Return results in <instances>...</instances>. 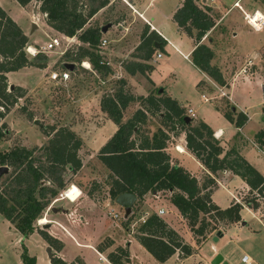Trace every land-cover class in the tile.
<instances>
[{
    "label": "trees",
    "instance_id": "1",
    "mask_svg": "<svg viewBox=\"0 0 264 264\" xmlns=\"http://www.w3.org/2000/svg\"><path fill=\"white\" fill-rule=\"evenodd\" d=\"M21 6H25L32 0H16ZM39 9L46 14V23L53 29L66 36L77 38L87 45L78 47V55L81 61L87 58L96 69L108 67L99 64L100 55L97 52L101 38V26L86 25L88 20L97 12L98 8L105 4L104 0H91L96 3L86 13L80 0H37ZM83 5V3H82ZM211 7L204 6L200 0H183L182 5L174 12L173 20L189 36L196 39L197 43L204 34L214 25L211 15ZM80 31V33H78ZM156 34H141V41L137 49L143 50L144 58L149 59L155 50ZM27 35L19 25L0 6V139L7 133V129L1 120L10 111L11 107L21 97L23 88L14 86L10 90L7 73L17 71L25 66L45 68L43 63H35L28 59L25 47ZM162 48V45L159 47ZM65 51L62 55L66 56ZM213 51L205 44L198 43L192 51V62L202 71L206 72L214 81L224 85L225 80L219 68L212 65L210 60ZM34 58L45 59L44 55L36 54ZM67 62V61H63ZM62 68H65L61 63ZM150 65L130 61L125 64L129 73L143 72ZM146 103L144 108H138L127 120L122 121V111L134 96L128 95L123 87H120L111 95H103L100 99V108L106 112L109 118L117 125V129L99 148L97 159L108 169L106 179L109 180L108 195L114 199L121 193H134L139 201L144 196L161 191L170 192V200L177 207L192 231L197 242L206 234L213 232L215 227L209 229L200 214L214 212L220 220L238 222L242 205L234 203L221 209L210 199V192L202 193L195 176L180 165L171 162L166 151L169 134L162 128L148 135L140 132V124L144 123L147 113L157 111L170 122L169 128L174 129L180 125L185 132L186 147L210 172L229 169L234 174L243 178L251 190L258 193L264 199V176L250 164L234 147L224 152L219 139L213 136L214 131L203 121L197 124L186 122L184 107H181L175 99L165 96L162 91L159 96L149 94L147 97H139ZM235 110L231 107L226 111V116L240 126L246 120V116L238 113L236 118L232 116ZM48 136L46 143L38 147L43 151L41 157L34 155V148L16 146L6 151L0 150V166L12 167L10 181L0 186V214L10 221L23 235L31 234L36 226L35 221L43 217L45 208L50 201L59 196L64 187L63 172L68 170L72 174L79 171L82 166L78 150L82 145V139L70 128L62 126L56 128L49 125L42 128ZM260 141H264V131L257 134ZM207 182L213 185L214 179L209 177ZM96 188L94 186L92 189ZM61 189V190H60ZM246 205L252 208L258 207L255 197L246 199ZM128 216L125 220H129ZM42 237L56 251H60L63 242L46 231L39 229ZM220 232L217 230V233ZM221 234V232H220ZM136 238L152 256L160 262H164L176 251L183 255H190L192 247L184 242L182 237L171 228L156 212H151L143 223H140ZM112 241L105 238L97 245L99 251H104ZM25 264H34L35 258L24 250L21 254ZM107 259L112 264H126L129 262V253L125 247L118 246L107 254ZM52 264L68 263L56 254L51 255Z\"/></svg>",
    "mask_w": 264,
    "mask_h": 264
},
{
    "label": "rangeland",
    "instance_id": "2",
    "mask_svg": "<svg viewBox=\"0 0 264 264\" xmlns=\"http://www.w3.org/2000/svg\"><path fill=\"white\" fill-rule=\"evenodd\" d=\"M36 1L37 0H32L27 6V9L30 13H32V15H34L33 10ZM80 1L81 2L78 6L79 8L82 6L83 13H86L93 5H96V3L92 2L91 0ZM116 1L117 0L113 1L111 9H106L100 14V16H95L92 18L89 25L98 26L100 23H106L110 19L112 20V15H115V13L116 15H121L122 13L124 14L125 12L120 9L119 3ZM126 1L130 2L129 0ZM141 2L144 7L147 5L149 0H141ZM178 2L179 0H152V3L147 10V16L155 17V24H160V28L166 34L168 39L175 42L176 44H179V34L176 32L175 24L170 14L176 8ZM4 4L6 7L10 8L11 11L16 14V16H21L20 18L27 19L26 26H28L30 17L26 11L14 6L12 2H9V0H5ZM39 5L37 6V11L35 14H38L40 11ZM253 10H249V13H251ZM129 11L133 12L131 8H129ZM261 11L264 12V10ZM136 17L137 18H135V22H133L134 24L132 25L135 32L134 34L137 36L142 32V30L140 31V28H137L136 26L137 23H140L137 14ZM41 18L40 21L38 19L35 20L39 23L37 28L32 29V25L30 26L32 32L29 34V36H27V43H29L28 45L39 48V45L48 42L51 36H58L61 39L60 46L55 47L49 52L39 53L44 55L45 59H36L34 56L27 54L28 59L32 62L38 64L45 62L46 65H48V62H51V67L49 69L43 70L42 68L35 66H25V69L13 71L9 73V76H7L8 83H11L13 87H22L23 92L21 97L18 98L17 102L11 107L10 111L1 120V122H3L5 125L4 128L7 129V133L2 139H0V150L6 151L16 146H25L29 149L34 148V155L41 157L43 151L38 149V147L46 143L48 139V136L43 133L42 128L49 125H53L56 128L66 126L74 131L75 134L82 139L83 145H81L80 149L78 150V155L84 160L85 168L81 172L79 169V171L75 174H72L68 170L63 172L62 177L64 180V187L66 186V189L69 187L67 190L64 189L63 191L66 190L65 195L69 200L66 198L56 201L55 206L68 207L70 203H73L72 207L78 208L79 205H82H77L79 200H81L84 195L87 196L88 194L86 191L92 189L95 185L98 189L93 192L91 199L97 204L95 205L96 216H94V218H90L86 224H80V221H78V223L70 222L65 217L63 219H59L60 222L69 230L72 237L55 224H52L51 227L47 228H45L46 226L44 224H39L42 223L41 219L46 217L47 213L51 212V209L45 208L43 217L40 220L35 221V226L46 232L47 229H50L56 233V237L63 242V257L66 261H68V263L75 262V264H84L83 262L86 263L85 259L87 258L90 261L93 260V264H105L100 263L97 260V256L91 249L86 246H80V243H91L94 246H97L99 240L103 238H108L110 241L120 244L122 237V233L117 227L120 226L121 219H119V221H114L108 216V210L110 208H114L115 212H118L120 215H122L123 208L116 204L114 199L109 197V180L105 178L106 168L103 167L96 158L99 148L103 145L107 138L113 134L112 119L107 118L109 117L107 116L108 114L102 115L101 113L103 112L99 111V109H101L100 99L103 95L113 94L120 87H123L124 91L128 95L134 96V101L129 104L132 108L128 106L127 110L124 109L122 111L123 121L124 117L132 112V109L135 107V105H139L142 108L146 106V103H144L143 100H140L139 97H143L142 99H144L149 94L159 96V88L153 83L152 85L154 87H152V89L150 88L149 90H146L140 87L139 84L136 85L133 84L134 82H132V85L134 86L133 88L130 83L129 86H126V83L122 78H118L112 72L105 71L104 68L96 69L93 67V65H91V69H88L81 66V60L77 58L78 47L80 45L87 44H83L77 38V36H73L71 39H66V35L63 33H60L52 27L50 29L44 25ZM263 21L264 16L259 11H257V13L253 16L250 15V22L254 23L256 26H260ZM88 22L84 27L88 25ZM247 25L252 30L250 35H244V42H252L253 38L256 41L254 43L257 45V47L261 45L263 46L264 28L257 30L259 31L257 32L249 24ZM78 33H80V31H78ZM108 34L109 39H112L116 37L117 31L111 33L108 32ZM101 36H103V34H101ZM133 38L136 39L135 36H133ZM183 39L188 43V38ZM115 45V42L111 41L109 42L108 47L104 49V56L106 58H108L110 49L114 48ZM187 47L188 45L185 47V49H183V51H186L188 49ZM64 49H66L65 51H68L66 52V56L60 55V51ZM163 49L165 50L164 58L160 61L162 64L159 66L164 67L166 62H168L169 68L167 69L169 72H162L156 68H145L143 72H139L144 75L141 79H145L147 85H150L152 82L162 85L166 84L168 86L171 85L177 94L184 93L188 95L192 93V99L190 102L197 109V119L194 118L195 116L193 117V125L199 122L198 118L206 122V124H208V126L211 128H216L218 126L223 127L225 125L228 126V124L231 123L235 124L233 120L231 121L226 116L225 111L232 107H228L229 105L226 103V100L223 99L220 103L218 102V106L224 112L220 113L219 111H216L217 109H215L213 106L204 105V102L200 98V93L197 90L191 91V88L189 87L191 83H188L187 85L183 84L181 80H176V76H179L181 73H183L182 75L185 74V76L188 77L190 74H195V68L190 63L184 62L179 54L173 53L166 44H164ZM247 50H249V47ZM137 53L139 54L140 51L138 50ZM256 54L253 53L249 55V57L257 63L254 66L264 80V50L262 51L261 60L258 59V51H256ZM86 59L87 58L84 60ZM62 61L75 63L74 68L70 71L69 79L64 83L50 80L48 77L49 72L52 70H61ZM246 69L248 70L249 68L247 67ZM172 71L175 74L172 75ZM234 74L235 73L232 71L231 75ZM188 77H186L185 80H187ZM243 81H245V79L240 77L236 79V82H234L233 86L235 87L236 94H241L243 90L245 92H250L252 89L250 92L251 101L258 102L259 100L263 99L264 91L262 88L254 86V88L250 87L248 89L247 86L242 85ZM137 82L139 81L137 80ZM21 85L27 86L23 87ZM259 108L260 107H257L256 109L260 111L261 109ZM186 112L187 111L185 110V113ZM35 119H38L40 124H36ZM101 119H104V121L101 122ZM258 122H260L259 116H255L251 124L248 125L245 130L250 133L249 130H252V128ZM169 124L170 122L167 121L159 111L152 114L147 113L145 122L140 124V132L146 133L150 136L159 128L169 131L170 136H172L174 132L177 134L178 132H184L180 125H177L173 130H170ZM170 139L173 141V139L169 137L167 142ZM175 150H177L176 146ZM249 151H251L250 156L255 158L257 154L253 150ZM183 161H186V164H188L189 168L198 170L197 165L192 159H190L188 155H184L182 157V164ZM11 176L12 167L9 166V171L0 176V186L4 185L2 183L7 184L10 181ZM79 189H81V195ZM161 192V195L168 193L167 191ZM78 194L80 196L76 199ZM213 195L223 205H228L231 199L234 200V196H230V193L227 191V189L222 187H216L213 190ZM251 197H255L257 202H263L259 196H256L255 192H252L247 196L245 195L244 197H240V200L246 204V199ZM105 199L111 201L105 202ZM154 199L156 198L154 197ZM149 203H152L154 205L153 208L157 209L158 206L155 205V202H153V200L150 198L147 203L138 201V204L134 203L132 207H134L135 212H142L144 208L148 207ZM135 204L136 207L134 206ZM153 208L151 210H153ZM47 218L49 217L47 216ZM47 218H45L46 222H48ZM199 218H202L205 222L209 223V229L211 227H215V230H213L214 237L217 235L216 231H220V229L223 228L227 223L226 220L218 219L216 213L214 212L200 214ZM239 221V226L229 225L225 227L223 236H221L218 241H213L219 250V253L217 254H221L222 257L224 256L225 258V260L221 261L220 264H244L241 261V257L244 254H248L253 259V262L250 264H264V222L261 215L257 212L252 213L251 211L241 208ZM184 238L188 242L191 241V237L188 232L184 233ZM24 250L27 251L29 256L35 258L34 264H47L45 256L49 258V255L47 246L44 245L41 233L36 230L33 231L29 236L23 237L16 227L11 224V222L9 223L2 216V214H0V260L2 259L4 264H15L14 259L17 260L18 257H20L21 263L25 264L21 258V254ZM194 251H196L195 248H193V252ZM130 252L138 255V258L135 260V264L159 263L157 259L155 260L153 256H151L149 253L147 254V251L142 250V248L137 246L135 242L132 243ZM212 253L213 251L210 243L206 242L199 247V250L196 251L195 254H193L188 260H184L181 264H212V259H210ZM40 255H43V258H40ZM36 259H38V261H36ZM169 264L173 263L171 262Z\"/></svg>",
    "mask_w": 264,
    "mask_h": 264
},
{
    "label": "crops",
    "instance_id": "3",
    "mask_svg": "<svg viewBox=\"0 0 264 264\" xmlns=\"http://www.w3.org/2000/svg\"><path fill=\"white\" fill-rule=\"evenodd\" d=\"M97 1H100V0H97ZM104 1H105V4L101 6L100 8H98L97 12L88 20L89 21L88 25L91 23L92 18H94L95 16H100V14L106 9H111V6L114 0H104ZM129 1L130 2H127L126 0H117L116 2L119 3L120 9H122L125 13L124 14L122 13L121 15H116L115 13V15H112V20L110 19L106 23H100L98 25V26H102L104 24H110L108 30L105 33H102L103 36L108 39H109L108 32L111 33V32L117 31L116 37L109 39V41L111 40L115 42L116 44L114 48L110 49V52L108 53V58L111 61V67H110L111 69L109 68L110 69L109 71L112 72L118 78L119 77L122 78L125 81L126 86H129V83L132 85V82H134L133 84H136V85L139 84L140 87L146 90H149L150 88L152 89V87H154L152 85L153 83L156 84L158 88L162 89L165 96H169L170 98L175 99L177 103L181 107H184L186 111L189 108L192 109V112L195 116L194 118L197 119L196 118L197 109L190 102L192 99V96H191L192 93L188 95L184 93L177 94V92L173 90L171 85L169 86L166 84L162 85L159 83L157 84L156 82H152L150 85H147L146 80L141 79L143 78L142 76H144L143 74L139 72H135L132 74V73H129L125 69V64L130 61H133V62H141V63L148 64L150 65L149 69L156 68L162 72H169V70L167 69L169 68L168 62H166V65L164 67L159 66L160 64H162L160 63V61L164 58L165 50L163 49V46L164 44H166L168 48L172 50L173 53L179 54L184 62L190 63L195 68V74H190V76L188 77V76H185V74L182 75L183 73H181L179 74V76H176L177 77L176 80L178 81L181 80L183 84H187V85L188 83L189 84L191 83V85H189V87L191 88V91L197 90L200 93V98L204 102V105L213 106L215 109H217L216 111H219L220 113H224L222 109L218 106V102L220 103L224 99L226 100V103L229 105L228 107L232 106V108L235 110L233 117L236 118V115L238 113H242L247 117L244 123L241 124L240 126H236L235 124L231 123V124H228V126L226 125L223 127L218 126L216 128H211V129L214 132H217V135H220V137L217 139H219L220 145L223 147L224 152L230 147L234 146L239 151V153L264 176V154L257 151V149L251 143L252 140L261 142L260 140H258L257 134L261 131H264V95H263V99L259 100L258 102L255 101L256 102L255 103L250 100V92L252 89L250 90V92H245L243 90L241 94H236L235 87L233 86L237 78L243 77L245 81H243L242 85L247 86L248 89L250 87L254 88V86L255 87L258 86L262 88L264 91V80L254 66L257 63L254 62V60H252L249 57V55L253 53L256 54V51H258V59L261 60L262 51L264 50V45L263 46L258 45L260 48L257 47V45H255L254 43L256 41L253 38H252V42H249V43L244 42V39H243L244 35H248V34L250 35V32L252 29L248 27L244 19L242 10L239 9L237 6H234V3L238 2V5L241 6L245 12H249V10H253V9L264 10L263 9L264 0H215V2L210 6L211 7L210 12L214 20V25L204 34V36L201 38V40L198 43L205 44L212 49L213 56L210 60V63L219 68L220 72L222 73V76L226 80L225 85L218 84L206 72L202 71L197 66H195L191 60L192 51L194 50V48L196 47L198 43L194 37L189 36L173 20V14L182 5L183 0H179L176 8L170 14L175 24L176 32L179 34V40H178L179 44H176L175 42L168 39L166 34L160 28V24H155L154 22L155 17L147 16V10L149 9V6L151 5L152 0H149L147 5L144 7L142 5L141 0H129ZM9 2H12L14 6L21 8V10L26 11L28 16L30 17V20L28 21V26H26L27 19L20 18L21 16L20 17L16 16V14H14L10 8L5 6L4 4L5 0H0V6L19 25V27L22 29V31L27 36H29V34L32 32V29L30 28V26L32 25V22H35L37 24V27L39 26V23L35 20L38 19L40 21L41 16H42L41 18L42 23L51 29V27L46 23V17L43 15L42 12L39 11L38 14L33 13L34 15H32V13H30L29 10L27 9V6L29 4L25 6H21L16 0H9ZM126 5L129 8H131L133 12H130L129 8ZM134 12L137 14L138 20L140 22V23H137V24L135 23V24L137 28H140V31L142 30V32L137 36L134 34L135 32H134V28L132 25L134 24L133 22H135V18H137ZM139 14L143 18L148 20L149 24ZM143 32H146V34H149V33L156 34L158 36V41L155 42L154 52L151 54V57L146 60L144 58L143 50L137 49V46L139 45L141 41V34ZM133 36H135L136 39L133 38ZM157 36L154 35L155 38H157ZM183 38H188V43L190 44V46L187 42L184 41ZM161 45H162V48H159ZM187 45H188L187 47L188 49L186 51H183V49H185ZM248 47H249V50H247ZM138 50L140 51L139 54L137 53ZM157 52L161 53L160 57L156 56ZM134 53H137V54H134ZM248 60H250L253 63V65L251 67H248L249 69L247 70L246 68H247ZM61 63L63 64L64 62L62 61ZM50 67H51V62H48V65L42 69L47 70ZM244 68L246 69L245 70L246 73L243 71ZM23 69H25V67L20 68L19 70H23ZM232 71L235 73L234 75H231ZM11 72H8L7 76H9V73ZM171 74L173 75L175 73L172 71ZM186 77H188L187 80H185ZM137 80L139 82H137ZM21 86L26 87L27 85H21ZM205 98H208V100H205ZM129 104L128 106H130ZM128 106L125 108V110H127ZM257 107H260L259 109L261 110L258 111L256 109ZM130 108L132 107L130 106ZM138 108H141V106L135 105V107L132 109V112L129 113L127 116H125L123 121L131 117L130 115H132L134 111ZM99 111H102V110L99 109ZM102 112H103L101 113L102 115L104 114L107 115L106 112L104 111ZM186 115H188L187 112H186ZM255 116H259L260 122L256 123L255 126L252 128V130H249L250 131L249 133L245 129L247 128L248 125L251 124ZM190 118H191V122L193 123L194 121L193 117L190 116ZM103 121L104 119H101V122ZM198 121H203V120L198 118ZM112 124H113L112 132H114L117 129V125L114 122ZM98 126H99V123H98ZM170 130H173V129H170ZM167 132L169 134V131ZM169 137H171L173 141L170 139L167 142L166 151L170 155L171 162L182 166L187 171H189L193 176H195L199 185L202 187V193L209 191L211 201L214 204H216L219 208L224 209L237 202L231 199L228 205L221 204L213 195V190L216 187H222V188L227 189V191L230 193V196L232 195L236 198L244 197L245 195L247 196L248 194L255 192L254 190L250 189L249 185L246 183V181L243 178H240L239 175L234 174L229 169L218 170L217 172L212 173L207 168H205L203 164L194 156V154L186 147L185 132H178V134L174 132V134L172 136L169 135ZM176 145L180 147L181 152L175 150ZM182 148L184 149V151H182L183 150ZM249 150H253L257 154L255 158L250 156L251 151ZM184 155H188L190 159L194 161V163L198 167V170L189 168L188 164H186V161H183V164L181 163L182 157ZM81 161H82V166L80 168V172L85 168V162L82 158H81ZM98 162L103 167H105L99 160ZM106 173L108 174L107 168L105 172V178L107 177ZM209 177L214 179L215 183L213 185H210L207 182ZM96 189H98L97 186L95 189H89L88 191H86L88 194L87 196L84 195L85 196L84 197L82 195L83 196L82 199L81 200L78 199L79 202L77 203V205L82 204V205H79L78 208L76 207L73 208L72 207L73 203L69 202L70 205L68 207L62 206L65 209L64 211H58V212L51 211L50 213H47L46 217L44 218H47V216L49 218H47L48 222L43 223L46 226L45 228L51 227L52 224H55L56 226L61 228L64 232H66L69 236H71L69 230L60 222L59 219H63L65 217L70 222L78 223V221H80V224L88 223L90 218H94V216H96V206L95 205L97 204L91 199V196L93 192H95ZM157 193L158 194H155V195L147 193L144 196V199L142 200L143 203H147L149 198L152 199L153 202H155V205L158 206L157 209L153 208L154 205L152 203H149L148 207L144 208L142 212L141 211L135 212L134 207H132L131 213L129 214V216H131L129 220H124V219L122 220L121 218H118V220L114 219L112 218V215H111V212L114 211V208H110L108 210V216L111 217L114 221H119V219H121L120 226H117L120 232L122 233L120 244H116L112 242L111 245L108 248H106L104 251H99L97 249V246H94L91 243H83V244L80 243V246L81 245L86 246L89 249H91L94 252V254L97 256V260L100 263H105V264H112L107 259V254L110 251L114 250L116 247L122 246V247H125L129 253V262H127L126 264H135V260L136 258H138V255L130 252L132 243L135 242L137 246L142 248V250H146V248L142 246L136 238L137 229L140 225L139 219L144 216L148 217L151 212H156L159 209H163V213L161 214L160 217L182 237L184 242L191 245L192 249L195 248L196 251H198L201 245H203L206 242L210 243V246L212 247V251H213V253L210 256V259H212L217 253H219V250L217 249L214 242L218 241V239L221 238V236H223L224 234L223 231L225 227L229 225H236V226L240 225L239 223L240 221L227 222L224 225V227L220 229L221 235H219L217 239H215L213 232H209L208 234H206L204 239L202 238L199 242H197L195 239V236L193 235L192 231L190 230L187 224L186 219L183 218V216L181 215L177 207L171 202L170 200L171 193L168 192L165 195H161L162 192H157ZM153 195L156 199H154ZM104 201L109 202L111 200L105 199ZM138 201L139 200L136 196V200L134 203L138 204ZM134 206L136 207V204ZM152 208L153 210H151ZM242 209L251 211L252 213L254 212L259 213L264 222V200L263 202L262 201L258 202L257 208H252L245 204L244 206L242 205ZM8 222L10 223V221ZM36 230H38L37 227L35 228L34 231ZM47 232L53 237L57 238L55 235L56 233L53 232L52 230L47 229ZM185 232H188L190 234V237H191L190 242H188L184 238ZM42 239H43L45 246H50L43 237ZM104 239L105 238L99 240L98 244ZM62 249L60 251H55L54 248L51 247V252L56 253L63 260H65L63 257L64 255H63ZM196 251L193 252L192 250V253L190 255H183L180 251H176L164 262H160L158 260L157 261L159 262L158 264H169L171 262L173 264H181L184 260H188L193 254H195ZM148 253L152 256V254L147 251V254ZM42 256L40 258H43ZM45 258H46L47 264H52L50 261V257L47 258L45 256ZM249 258L251 259V261L247 264H250L251 262H253V259L250 256ZM223 260H225L224 256H223L222 261ZM36 261H38V259H36ZM85 261L86 263L83 262L84 264L94 263L93 260L90 261L87 258L85 259ZM0 262L1 264H4L2 259L0 260ZM14 262L15 264H22L20 257H18L17 260L14 259Z\"/></svg>",
    "mask_w": 264,
    "mask_h": 264
},
{
    "label": "built area",
    "instance_id": "4",
    "mask_svg": "<svg viewBox=\"0 0 264 264\" xmlns=\"http://www.w3.org/2000/svg\"><path fill=\"white\" fill-rule=\"evenodd\" d=\"M200 2H201L202 5H204V6H209V7H210V6L215 2V0H200ZM234 6H237L239 9L242 10L243 15H244V19H245L246 23L249 24L253 29H255V30H261V29L264 27V21L261 23L260 26H256L254 23L250 22V15H251V14H252V16H253V15H255L256 11H259V12L264 16V12H263V11H261V10H256V9H255V10L251 11V13H249V12H245V11L242 9V7L238 5V2H235V3H234ZM34 14H35V13H34ZM43 15L46 16L45 13H43ZM139 15H140V14H139ZM140 16H141V15H140ZM141 17H142V16H141ZM142 18H143V17H142ZM143 19L149 24L148 20H146L145 18H143ZM65 37H66V39H71L73 36H72V37L65 36ZM60 42H61V39H60L58 36H51V37L49 38V41H48V42H45V43L42 44V45H39V48L33 46V48H34L35 51H30V47H31V45H27V46L25 47V52H26L27 54H30L31 56H35V55L38 54V53H46V52H49L50 50L54 49L55 47H59V46H60ZM109 42H110V41H109L106 37L101 36L100 41H99V44H98V46H97V47H98L97 52H98L99 55H100L99 64L102 65L103 67H108V68L111 67V61H110L109 58H106V57L104 56V54H105L104 49H106V48L108 47ZM65 50H66V49L61 50V51H60V55H62V54L65 52ZM156 56H157V57H160V56H161V53H160V52H157ZM85 62H87V64H88L87 66L84 65ZM80 65L83 66V67H85V68L91 69V64H90V62H89L88 60H82V61L80 62ZM252 65H253V63H252L250 60H248V61H247V67H251ZM245 70H246V69L244 68L243 71L246 73ZM69 74H70V70H68V69H66V68H62V69L59 70V71H55V70L50 71L48 77L50 78V80L64 83V82H66V81L69 79ZM205 100H208V98H205ZM187 114L190 115L191 117H194V114H193V112H192V109H190V108L187 110ZM214 136H215V138H219V137H220V135H217V132H214ZM251 143H252V145L257 149V151H259L260 153L264 154V141L259 142V141L252 140ZM176 148H177V151L181 152V150H180V148H179L178 145H176ZM182 149H183V148H182ZM183 150H184V149H183ZM71 185H73V184H71ZM68 188H69V187H68ZM68 188H67V189H68ZM67 189H66V190H67ZM66 190H65V191H66ZM79 190H80V195H81V189H79ZM65 191H62L61 193H59V196L53 198V199L50 201V203H49L47 209H51V207L55 206V202H56V201H59V200H62V199H66L67 197H66V195H65V194H66ZM80 195L78 194V195L76 196V199H77ZM256 196H259V194L256 193ZM259 197H260L262 200H264L263 197H261V196H259ZM67 199H68V198H67ZM68 200H69V199H68ZM234 200H235V202L240 203V204L243 205V206L245 205V204L240 200V198H236V197H234ZM156 213H157V215L161 216V214L163 213V209H159L158 211H156ZM111 215H112V218H114V219L121 218V219H124V220H125V219L127 218V217L124 216V210H123V212H122V215H120L118 212H115V211H112V212H111ZM146 218H147V217H145V216H144V217H141V218L139 219V220H140V223H143V222L145 221ZM37 221H38V220H37ZM39 224H43V223H39ZM241 261H242L243 263H246V264H247V263H249V262L251 261V259L249 258V256H248L247 254H244V255L241 257Z\"/></svg>",
    "mask_w": 264,
    "mask_h": 264
},
{
    "label": "water",
    "instance_id": "5",
    "mask_svg": "<svg viewBox=\"0 0 264 264\" xmlns=\"http://www.w3.org/2000/svg\"><path fill=\"white\" fill-rule=\"evenodd\" d=\"M39 5V2L36 1L35 3V7H34V10H33V13H36V9H37V6ZM110 24H104L101 26V32L104 33L107 31V29L109 28ZM37 27V24L35 22H32V29L36 28ZM64 67L68 70H72L75 66V63L73 62H64L63 63ZM10 90L13 89V85H10L9 86ZM159 92L162 91L161 88H159L158 90ZM263 95H264V92H263ZM185 121L186 122H190L191 121V118L190 116L188 115H185L184 117ZM35 123L36 124H40L39 120L38 119H35ZM9 171V167L7 165H1L0 166V176L4 173H7ZM156 194V193H155ZM136 200V195L134 193H131V192H124V193H121L119 194L116 198H115V203L118 204L119 206H121L124 210V216L127 217L129 216V214L131 213V209H132V206H133V203L135 202ZM65 209L61 206L57 207V206H53L51 207V211L53 212H58V211H64ZM221 235L220 232L217 233V235L215 236V239H217V237ZM47 251H48V255L51 259V255H52V252H51V246H47ZM223 257L221 254H216L213 258H212V261L211 263L212 264H220V262L222 261ZM227 264V263H225Z\"/></svg>",
    "mask_w": 264,
    "mask_h": 264
},
{
    "label": "bare ground",
    "instance_id": "6",
    "mask_svg": "<svg viewBox=\"0 0 264 264\" xmlns=\"http://www.w3.org/2000/svg\"><path fill=\"white\" fill-rule=\"evenodd\" d=\"M256 13H257V11H256ZM256 13H255V14H256ZM251 15H252V14H251ZM30 51H35L34 48H33V46L30 47ZM84 65L87 66V65H88L87 62H85ZM182 151H184V150H182ZM67 198H68V197H67ZM41 222H42V223H45V222H46V219H45V218L41 219Z\"/></svg>",
    "mask_w": 264,
    "mask_h": 264
}]
</instances>
